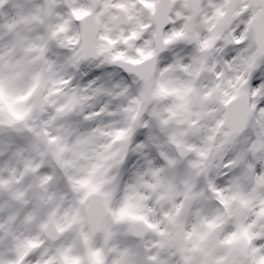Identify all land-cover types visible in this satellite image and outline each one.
Segmentation results:
<instances>
[{
    "label": "snow or ice",
    "instance_id": "6c2138e0",
    "mask_svg": "<svg viewBox=\"0 0 264 264\" xmlns=\"http://www.w3.org/2000/svg\"><path fill=\"white\" fill-rule=\"evenodd\" d=\"M0 264H264V0H0Z\"/></svg>",
    "mask_w": 264,
    "mask_h": 264
}]
</instances>
